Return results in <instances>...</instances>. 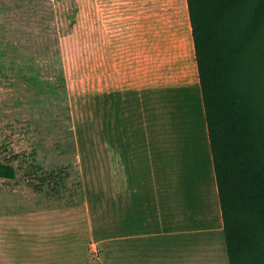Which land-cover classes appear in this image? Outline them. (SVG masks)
Wrapping results in <instances>:
<instances>
[{
	"label": "rangeland",
	"instance_id": "obj_1",
	"mask_svg": "<svg viewBox=\"0 0 264 264\" xmlns=\"http://www.w3.org/2000/svg\"><path fill=\"white\" fill-rule=\"evenodd\" d=\"M140 38L151 43L152 65L149 80L132 86L147 89V99L141 109H121L111 99L132 86L122 83L113 55L126 40L142 47ZM129 116L146 125L143 137L160 171L175 164L193 173L207 169L186 0H0V160L15 155L16 168L14 179H0L1 218L24 215L25 205L103 204L105 187L124 184L107 175V163L119 161V146L110 141L121 139ZM33 165L66 166L68 175L55 189L45 183L37 191L28 181ZM86 214L83 205L66 218ZM83 234L80 243L90 250L66 255L67 264L98 258L95 239Z\"/></svg>",
	"mask_w": 264,
	"mask_h": 264
},
{
	"label": "crops",
	"instance_id": "obj_2",
	"mask_svg": "<svg viewBox=\"0 0 264 264\" xmlns=\"http://www.w3.org/2000/svg\"><path fill=\"white\" fill-rule=\"evenodd\" d=\"M136 87L111 100L121 109H141L147 89ZM128 119L127 126L121 124V139L110 141L119 146V161L111 157L106 171L124 184L105 187L103 204H41L29 211L24 204V215L0 217V264H67L66 255L89 249L80 243L83 233L95 239L98 256L86 264H228L208 138L204 172L176 164L160 171L150 139L143 137L146 125ZM83 205L86 219L66 218Z\"/></svg>",
	"mask_w": 264,
	"mask_h": 264
},
{
	"label": "trees",
	"instance_id": "obj_3",
	"mask_svg": "<svg viewBox=\"0 0 264 264\" xmlns=\"http://www.w3.org/2000/svg\"><path fill=\"white\" fill-rule=\"evenodd\" d=\"M186 6L228 264H264V0ZM140 41L134 49L127 40L116 46L125 86L149 80L151 43ZM10 157L0 160V179L15 178ZM33 168L28 181L37 191L45 183L55 189L68 175L66 166Z\"/></svg>",
	"mask_w": 264,
	"mask_h": 264
}]
</instances>
